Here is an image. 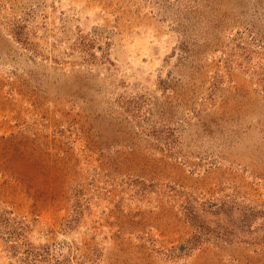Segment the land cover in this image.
<instances>
[{"label": "rangeland", "instance_id": "obj_1", "mask_svg": "<svg viewBox=\"0 0 264 264\" xmlns=\"http://www.w3.org/2000/svg\"><path fill=\"white\" fill-rule=\"evenodd\" d=\"M0 264H264V0H0Z\"/></svg>", "mask_w": 264, "mask_h": 264}]
</instances>
